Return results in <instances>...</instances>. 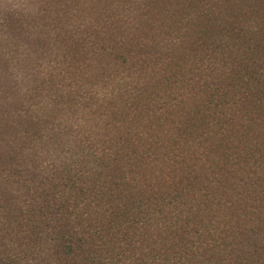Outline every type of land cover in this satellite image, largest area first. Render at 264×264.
I'll return each mask as SVG.
<instances>
[{
    "label": "trees",
    "instance_id": "obj_1",
    "mask_svg": "<svg viewBox=\"0 0 264 264\" xmlns=\"http://www.w3.org/2000/svg\"><path fill=\"white\" fill-rule=\"evenodd\" d=\"M0 264H264V0H0Z\"/></svg>",
    "mask_w": 264,
    "mask_h": 264
}]
</instances>
